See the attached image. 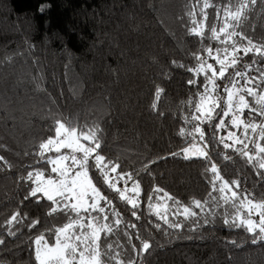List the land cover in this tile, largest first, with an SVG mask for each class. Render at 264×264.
Returning a JSON list of instances; mask_svg holds the SVG:
<instances>
[{
  "label": "trees",
  "instance_id": "16d2710c",
  "mask_svg": "<svg viewBox=\"0 0 264 264\" xmlns=\"http://www.w3.org/2000/svg\"><path fill=\"white\" fill-rule=\"evenodd\" d=\"M239 2L0 0V264H38L35 239L44 235L54 246L56 230L70 222L39 192L25 199L37 172L58 179L50 161L62 150L39 148L56 138V121L79 136L99 126L101 148L89 158L88 178L105 197L98 204L105 211L91 216L111 228L100 237L109 253L102 264H264V243L253 245L243 227L224 225L208 182L218 175L238 198L264 203V153L258 149L264 147V115L258 96L246 91L253 87L264 95V59L233 48L248 40L264 45V0L249 5L242 24L228 17L247 37L229 39L220 28ZM233 54L239 58L235 66ZM220 61L228 65L226 76L239 70L243 77L233 75L231 83L221 78ZM225 87L250 105L239 111L234 105L240 125L224 114ZM243 124L257 130L236 135ZM198 144L204 156H183ZM97 153L110 166L97 168ZM185 207L195 215L186 218ZM51 208L58 210L49 215ZM17 213L19 222L9 223Z\"/></svg>",
  "mask_w": 264,
  "mask_h": 264
},
{
  "label": "snow or ice",
  "instance_id": "6c2138e0",
  "mask_svg": "<svg viewBox=\"0 0 264 264\" xmlns=\"http://www.w3.org/2000/svg\"><path fill=\"white\" fill-rule=\"evenodd\" d=\"M255 3L256 0H240L239 6L236 7L234 11L229 8L227 10L228 16L225 17V26L220 28V31L224 32L229 39L234 35H239L241 39H247L246 35H244L242 32L237 33L235 31V26L229 25L228 17H230L231 20L235 21L237 24H242L243 21L247 18L246 12L249 9V5ZM207 7H209V5L208 3H205L204 8ZM229 27H232L233 29L231 32L227 31ZM192 31L196 32L197 30L194 28L192 29ZM197 34H199V32H197ZM213 34L215 35V29H213ZM233 48L237 52L243 51L245 55L255 51L257 54H259V58L264 59V45L257 46L253 44L251 40H248L247 46L238 47L236 44H233ZM238 59L239 58L236 57L235 54H233L231 65L235 66L237 64ZM258 62L259 60H254V63ZM220 64L221 68L219 71V76L221 78H226L231 83L233 75L237 77H243V73L239 70L235 71L234 74L228 73V75L226 76V70L228 65H226L223 61H220ZM208 67L209 69H211L212 65H208ZM213 76H216V72H213ZM261 81L264 82V72L261 73ZM253 82V78H247L248 84H253ZM190 83H195V81H190ZM216 87H218V85H216ZM160 91L161 90L158 89L157 96H159ZM225 91L228 92V107L230 110L233 109L234 105L237 111L250 107V105L246 102L244 95H241L238 92L229 91L227 87H225ZM246 91L247 95L249 96H258L257 104L261 106L260 115H264V95H260L255 92L253 87H246ZM237 95L239 96L238 100H233V97ZM153 107H155V105H153ZM252 110L255 111L254 108ZM224 114L228 115L227 112H225ZM209 118H211V112H209ZM233 123L238 124L239 121L234 119ZM98 127L99 126H96V129L92 130L88 135H84L82 137L85 141L95 143V148L82 144L80 142L81 138L77 136V129L67 128L65 126V123L61 121H56V138L53 139L50 137L46 141L39 144V148L41 150H49L50 147L55 143L59 145L55 148L56 152L60 151V147L71 148L72 154L70 156L63 155L58 158V161L70 159L72 161V164L69 166H61L59 168L53 167L51 169L53 173H57L58 176L61 177V179L59 180L48 179L47 181H45L42 178L44 174L41 172H37L34 181L36 182L37 186L35 188H31L30 192L25 197V199H28V197H35L38 192H43L47 196V199L49 201H52L53 204L60 205L64 200L69 201V204L63 205V207L59 210L69 215L70 222L66 224L63 228L56 230L55 245L50 246L48 241L45 240L44 235L39 236L34 241L36 245L35 260L38 262V264H75L77 260L78 264H102V257L104 255L109 254L108 252H105L103 250L102 244L98 242L101 239L98 233L100 231L105 230V228H107V231L111 232L110 227H107L105 225L97 229L92 227V220H89L88 227L90 231H81L79 234H77L75 231H69L70 229H75L77 226H79L80 229H84V224L80 223V220L83 219V217L80 216L81 210H83L85 213H89V215H91V211H105L103 207H99L97 202L98 200L105 199V197L101 196L100 191L97 189V187L93 185L92 180L88 178V170L92 167L89 158L92 153L96 152L97 149L101 148V144L99 143L96 134L98 131ZM247 127H250L253 132L257 130L255 124L247 125L246 128ZM259 131L261 134H264V127H260ZM224 146L228 147L229 145L225 144ZM247 147L248 145L245 144L244 148L247 149ZM258 149L260 153H264V147L258 146ZM185 151H187V149ZM77 152L83 153L82 158H79L75 155V153ZM42 154L43 153L41 152V155ZM242 155L248 156L249 153L247 151H244ZM2 159L3 157H0V160ZM94 159L96 162L95 166L99 169H103L107 166H110V162L107 165L101 163L105 160V158L98 153L95 155ZM251 159L252 158L249 156V160ZM58 161L50 162L56 164L58 163ZM259 167L261 169H264V160L259 163ZM73 168H75V171H73ZM115 170V167H113L112 171ZM211 171L213 173H216L217 169L215 165L212 166ZM32 178L33 173L29 172L28 179L31 180ZM216 179H219L218 175L216 176ZM231 183L236 182L232 181ZM226 188H228V184L224 183L221 185L219 190L221 192H224ZM236 196L237 193L232 192V197L236 198ZM89 199L92 200L91 204L88 203ZM224 199L227 203V198L224 197ZM72 200H74L75 203H72ZM129 202L132 203V201ZM194 203L197 207H203L200 201H194ZM135 206V203H133V207ZM232 207L238 209L235 220H239V223H235L234 220L231 224H229L228 219H225L224 223L229 224L230 227H243L245 231L251 233V243L253 245L257 244L258 242L264 243V203H253L251 200H248L247 202L241 201L239 205L233 202ZM239 209H247V218H244L240 215ZM57 210V208H51L49 215H51L53 212H56ZM71 213L76 214L74 219L71 218ZM253 213L259 216L258 222L254 221L251 218ZM184 214L186 218L188 216L195 215V213L190 212L189 208L187 207L184 208ZM104 218L107 219L106 216ZM19 220L20 217L17 213L11 217L9 223H11L12 221L19 222ZM116 222L119 223V218ZM38 223L39 221H35L32 225H29V227H35V225ZM171 226L176 228L181 227L180 224H174ZM12 234L15 233L13 232ZM2 243L3 241L0 240V244ZM229 243L233 244L234 246H239L236 241H230ZM108 248L111 249V245H108ZM148 248L149 244L144 243L143 249L146 250ZM117 264H120V262L118 261ZM129 264H131V262H129Z\"/></svg>",
  "mask_w": 264,
  "mask_h": 264
},
{
  "label": "rangeland",
  "instance_id": "374dc122",
  "mask_svg": "<svg viewBox=\"0 0 264 264\" xmlns=\"http://www.w3.org/2000/svg\"><path fill=\"white\" fill-rule=\"evenodd\" d=\"M234 90H235L234 88L229 89V91L235 92L236 90L235 91ZM226 93L228 94V92H226ZM227 113L228 114H231L233 120L235 119V120L239 121V123L238 124H235V125H240V124L244 123L243 120L240 119L239 113H236L234 111V108L230 110L229 107H228V104H227ZM240 121H241V123H240ZM262 123H261L262 124V127H264V119H263ZM246 126L247 125H244L243 124V125H241V129H236V131H237L236 135L239 133L238 135L241 134V137L248 136L250 134L248 132V130L250 129V127H247L246 128ZM77 136H79V135L77 134ZM79 137L81 138L80 139V142L82 144H84L85 146H89V141L83 140V138H82L83 136H79ZM58 146L59 145H57V144L54 143L50 147L49 150H52V149L55 150V148L58 147ZM60 150H62V152L59 155H57L51 161H58V158L61 157V156H63V155H69L70 156L72 154V149L71 148H68V147H60ZM185 150L183 152V156L184 157H187V158L202 157V156H204L206 154L204 147L202 145H200V144L195 145L192 148H188L187 151H185ZM46 151H48V150H46ZM75 155L77 157H79V158H82L81 155L83 156L82 152L80 154H78V152H77V153H75ZM93 160L95 162V159L94 158H93ZM71 164H72V161L70 159L69 160H63V161H58V163H56V164H53L52 163V165L54 167H57V168H59L61 166H69ZM95 164H96V162H95ZM73 171H75V168H73ZM70 175H71V173H70ZM57 176H58V174H57ZM216 176L217 175H214L213 177L208 178V182L211 185V195H210L211 202L218 201V204L220 206V213L222 214V217H221L222 218V221H224L225 219H228L229 224H231L235 220V217H236V214H237V211H238L237 208H233L232 207V203L235 202L237 205H239L241 201L247 202L248 200H244V199L238 198L237 196H236V198H233L232 197V191H231V189L229 187L226 188L224 192H221L219 189H220V187H221L222 184L219 182V179H216ZM59 179H61V177L58 176V179L57 180H59ZM44 180L47 181L48 179H44ZM52 180H54V179H52ZM34 183L36 184V182H34ZM36 186H37V184H36ZM39 193L42 195V197H44V198L47 199V196L43 192H39ZM224 197L227 198V200H228L227 203L225 202ZM97 202L99 204L100 200H98ZM72 203H75V201L72 200ZM88 203L91 204L92 203V200L89 199L88 200ZM66 204H69V201L68 200H64L62 202V204H60V205H57L56 204V206L57 207H63V205H66ZM83 212L84 211L81 210L80 216L83 217V219L80 220V223L81 224H84V229H80L79 226H77L75 229H70L69 231H75L77 234H79L81 231H86V232L90 231V229L88 227L89 220H92V227H94V228L99 229V228H101V226H103V224L99 223L100 221L94 220L93 219L94 217H92L91 215H89V214H87L85 212L83 213ZM239 212H240V215L242 217L247 218V215H248L247 209H239ZM251 218L254 221H256V222L259 221V216L256 215L255 213H253V215L251 216ZM235 223H239V220H235ZM229 224H225L224 223V225H226V226H229ZM231 228H236V227H231ZM105 230H106V228H105ZM105 230L100 231L98 233L100 237H101L102 233L105 232ZM73 239H74V237H73ZM35 248H36V245L34 243V252H35ZM75 264H78V260L75 262Z\"/></svg>",
  "mask_w": 264,
  "mask_h": 264
}]
</instances>
